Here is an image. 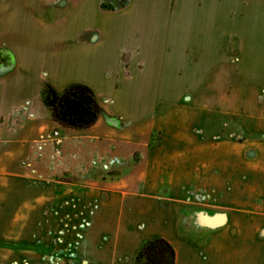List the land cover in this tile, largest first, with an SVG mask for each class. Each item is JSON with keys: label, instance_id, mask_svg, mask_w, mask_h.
I'll list each match as a JSON object with an SVG mask.
<instances>
[{"label": "crops", "instance_id": "0c3cea01", "mask_svg": "<svg viewBox=\"0 0 264 264\" xmlns=\"http://www.w3.org/2000/svg\"><path fill=\"white\" fill-rule=\"evenodd\" d=\"M5 50L0 241L32 247L0 264H136L154 236L176 264H264V0H0ZM74 84L124 126L57 122L43 91ZM57 126L78 161L110 150L115 176L60 166Z\"/></svg>", "mask_w": 264, "mask_h": 264}, {"label": "rangeland", "instance_id": "374dc122", "mask_svg": "<svg viewBox=\"0 0 264 264\" xmlns=\"http://www.w3.org/2000/svg\"><path fill=\"white\" fill-rule=\"evenodd\" d=\"M104 94H105V96H102L101 98H102L103 101L106 100V103H109V108L113 111V113H116L118 111H120V113L121 112H124V113L125 112H131V113H133V112L137 111L136 110L137 107H136L135 103H133V102L131 103L130 102V99L134 100L137 97L136 93L133 94V93H130V92H125L124 96H126V97L123 98V100L125 101L124 102L125 104H123L122 101H119V100L118 101H114L113 100L114 95L112 94L111 91H108V93L105 92ZM156 94H157L156 91H153L151 96H150V93H148L147 98H145L143 100L146 101V102H150L152 100V103L150 104V105H152L154 103V98H155ZM187 94L189 96L194 95V93H187ZM207 95H208V99H211V93H207ZM149 108H150L149 106L144 107V108H142V111L143 110H148ZM57 127L54 130H52V132L50 133L51 139L53 137V132L55 130H59V132L62 133L61 129H60V126H57ZM157 137H158V135L157 136L155 135L153 138L157 139ZM51 141L54 143V150H55V152L58 155L57 158H58V162H59L60 166H63V167L69 166V167H72L74 169H83L84 173L89 175L90 177H96V178L103 177L105 175V173H106L107 178L115 176V174L113 172H116V171L114 170V168H111L112 165H113V163L111 162V159H114V158H113V155L112 156L109 155L110 154V152H109L110 150H108V149H112L113 148L112 145H111V147L108 148V146H109L108 144H110V143L107 142V143H105L104 146H102L104 148H107L106 150H108V153H109L107 156H105V157H102V155H100V156L99 155L89 156L88 160L83 163L81 161H78L77 158H75L73 156V154H71V152H69L68 150L64 151L63 143L60 142V144H58L54 138ZM91 147H94V145L92 144ZM116 147L117 148L120 147L119 149L123 148V146L121 147V146H118L117 144H115V148ZM98 148H101V145H100V147H96V149H98ZM95 153H98V152L96 151ZM138 155L139 154L136 153V152L133 153V156H135L136 159H138L137 158ZM85 158L86 157L84 156L83 159H85ZM122 163H125L124 159H121V165H122ZM65 171H68V170L63 168V173ZM70 174L71 173H68V176ZM106 176H104V177H106ZM5 241L8 242V243L9 242L10 243H12V242H14V243H23V242H17V241H13V240H5ZM0 242H3V241H0ZM24 244L28 245L27 247H25V249L32 247L31 244H29V243H25L24 242ZM7 247H11V248L15 249L17 246L8 244ZM20 249H22V248H20Z\"/></svg>", "mask_w": 264, "mask_h": 264}, {"label": "trees", "instance_id": "16d2710c", "mask_svg": "<svg viewBox=\"0 0 264 264\" xmlns=\"http://www.w3.org/2000/svg\"><path fill=\"white\" fill-rule=\"evenodd\" d=\"M2 53L3 55L9 56V58L7 57L9 59V62L6 65H4V67L13 65L14 60L11 58L10 53L6 50L2 51ZM73 87L83 88L93 94L91 89H89V87L87 86L74 84L69 86V89H73ZM102 113L105 115V117H107L105 111H103ZM8 244L16 245L17 249L25 248L28 246L27 244L24 243H14V242L8 243L6 241L0 242V246L7 247ZM135 262L136 264H176V250L173 244L165 237L154 236L147 239L142 244L141 248L139 249L136 255Z\"/></svg>", "mask_w": 264, "mask_h": 264}, {"label": "water", "instance_id": "95a60500", "mask_svg": "<svg viewBox=\"0 0 264 264\" xmlns=\"http://www.w3.org/2000/svg\"><path fill=\"white\" fill-rule=\"evenodd\" d=\"M12 67L13 65L3 67L0 72L8 71ZM73 95V99L67 98L65 103L62 104V116L60 119L72 127L83 128L90 126L99 115L97 107L93 106L94 95L83 88L79 92H74Z\"/></svg>", "mask_w": 264, "mask_h": 264}, {"label": "flooded vegetation", "instance_id": "af4514ba", "mask_svg": "<svg viewBox=\"0 0 264 264\" xmlns=\"http://www.w3.org/2000/svg\"><path fill=\"white\" fill-rule=\"evenodd\" d=\"M9 62V59H7V56L6 55H3L2 51L0 52V71H1V68L4 67V65H6L7 63ZM71 86V85H70ZM82 88L80 87H73V89H69V86L66 87L63 91H56L55 89H53L51 86H48L44 91H43V101L45 103V105H47V107H49V109L51 110V113H52V116L53 118L59 122L61 125H64V126H69L66 122H63L60 118L62 116L61 114V111H62V104L65 103V100L67 98L69 99H73L74 98V95L73 93L74 92H79L81 91ZM95 97V96H94ZM52 102V103H51ZM93 106L97 107L98 111H99V115L97 117V119L99 118V116H104L105 120L110 123L111 125H114V126H118V127H122L124 126V124L121 122V120H119L118 118H115V117H112L110 116L109 114H107V112L102 109V107L99 105V103L97 102L96 98L93 102ZM103 111H105V113L107 114V117H105V115L102 113ZM96 119V121H97ZM95 121V122H96ZM112 121V122H111ZM94 122V123H95ZM93 123V124H94ZM91 124V125H93ZM90 125V126H91ZM90 126H87V127H90ZM69 127H72V126H69ZM87 127H83V128H87ZM74 128H77V129H83V128H78V127H74ZM61 134V133H60ZM157 136V139H154L153 137L154 136ZM62 136V135H61ZM160 136L161 134L160 133H155L154 135H152V141H157L160 139ZM63 142V138L61 137V143ZM120 161V159H119ZM118 161V162H119ZM127 163V162H126ZM126 163H122V165L120 164V166H123L125 165ZM106 176V173L105 175ZM37 247V245H36Z\"/></svg>", "mask_w": 264, "mask_h": 264}, {"label": "built area", "instance_id": "2783aa9c", "mask_svg": "<svg viewBox=\"0 0 264 264\" xmlns=\"http://www.w3.org/2000/svg\"><path fill=\"white\" fill-rule=\"evenodd\" d=\"M61 134H60V132H59V130H55L54 132H53V138L56 140V142L58 143V144H60V142H61Z\"/></svg>", "mask_w": 264, "mask_h": 264}]
</instances>
